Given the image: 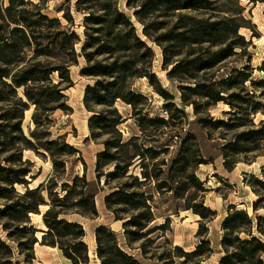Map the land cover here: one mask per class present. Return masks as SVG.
<instances>
[{"label":"trees","instance_id":"16d2710c","mask_svg":"<svg viewBox=\"0 0 264 264\" xmlns=\"http://www.w3.org/2000/svg\"><path fill=\"white\" fill-rule=\"evenodd\" d=\"M67 1L69 6L61 10L65 24L32 0H0V264H34L39 243L57 248L69 264L91 263L85 226L69 217H99L96 194L86 173L76 175L71 183H58L67 173L66 158L80 155V151L63 136L51 139L49 132L51 116L58 109L71 111L65 92L74 86L71 69L80 58L86 60L82 76L95 81L84 93L85 109L93 113L87 140L107 136L103 151L97 155L96 182L100 185L104 179L110 188L104 204L115 221L122 222L125 239L123 246L110 226L98 227L95 240L100 264H144L142 260L151 264H211L214 251L204 236L207 221L217 213L203 202H195L197 192L203 191L195 170L205 164L197 137L189 133L169 165L161 158L165 150L138 145L145 138L146 125L160 129L168 122L143 114L148 99L137 93L133 84L148 79L167 101L164 107L170 119H176V112L183 120L184 112L153 72L156 52L150 43L158 46L167 77L180 84L183 106L193 107L197 116L207 114L220 102L231 108L227 120L204 117L200 121L203 130L237 132L221 147L225 169L234 171L241 162L239 156H263L264 118L258 124L254 118L264 115V77L255 81L250 65L223 77L217 74V68L230 58H250L251 42L240 32L248 28L246 8L240 0H226L236 7L234 11L221 10L218 0H126L133 19L120 7V0H76V13L82 18L79 27L69 3L72 0ZM259 1L264 4V0ZM78 27L84 28L81 34ZM259 70L264 72V60ZM118 102L132 108L141 137L124 138L120 126L127 119L116 107ZM31 109L36 127L26 133L24 124ZM191 141L196 151L189 146ZM26 151L42 158L49 154L54 177L32 187L34 163L25 159ZM107 169L112 170L108 173ZM256 184L263 191L252 204L258 212L264 206V182ZM148 186L159 195L172 191L176 199H184L195 190L188 198L192 204L185 208L200 217L198 236L202 240L192 252L174 246L167 238L169 218L152 227L156 220L154 196L144 192ZM33 214L42 215L43 228L33 224ZM222 236L224 255L219 264H264V216L256 213L252 217L246 210L232 207L224 219ZM135 251L142 260L133 254Z\"/></svg>","mask_w":264,"mask_h":264},{"label":"rangeland","instance_id":"374dc122","mask_svg":"<svg viewBox=\"0 0 264 264\" xmlns=\"http://www.w3.org/2000/svg\"><path fill=\"white\" fill-rule=\"evenodd\" d=\"M36 4H41L44 12L51 18L58 17L63 23L67 24L63 19L65 7L69 6L67 0H32ZM76 0H72L70 3L73 15L76 18L75 23L80 27L82 25V18L76 13L75 8ZM241 6L246 8L244 13L245 17L249 20L248 28L242 29L240 32L245 35L247 40L251 42L248 49L249 56L242 55L230 58L224 65L217 68L218 76H225L231 73L233 69L242 70L246 65H250L253 68V75L255 81L264 77L260 67L264 60V4L259 0H240ZM218 4L221 6V10L234 11L236 7L229 1L218 0ZM120 7L126 11L133 18V11L126 7V0H120ZM134 19V18H133ZM77 28V31L81 34L84 30L83 27ZM138 29L141 26L137 24ZM141 32V30H140ZM156 52V59L154 61L153 72L157 78L160 79L163 87L174 98V102L185 114L183 120L182 115L176 113V119L173 121L170 119L171 114L168 113L164 105L167 101L150 85L148 79L136 80L133 84V89L147 97V102L143 107V114L148 118L156 119L163 118L168 124L162 125L160 129L151 128L150 125H146V131L144 139L138 142V145H145L146 147H155L158 151L165 150L166 152L161 155L162 159L166 160V164L169 165L170 161L176 157L180 144L186 139L188 134L195 135L197 137V144L200 150V157L205 162L197 168L196 175L198 179L203 183V191L197 192V200L195 202H203L205 207L213 209L217 216L207 221L208 232L204 236L205 239L210 240L211 248L214 254L209 259L211 264H219V259L224 255L222 251V239H223V223L224 219L228 216L232 207H237L239 210H246L252 217L256 216V213L260 216H264V206L258 212L253 210L252 204L257 202L260 197L259 194H263L261 188L256 184L258 181L264 182L262 170L264 166V155L262 153H251L248 156H239L241 162L234 168V171L228 172L223 163V156L221 155V147L232 141L237 132H229L224 129L218 130H203L200 121L204 117H211L214 120H227V113L231 111L228 105L223 102L213 107L207 114L203 116H197L194 114V108L191 106L185 107L181 102V93L179 92V83L177 81H171L168 77V71L164 69L162 64V50L154 44L150 43ZM80 51V46L77 47ZM86 60L84 58L79 59V63L76 66H72L71 75L74 81V86L65 92L67 96V106L71 111H58L51 116V124L49 132L51 133V139L55 140L59 136L65 137L67 143L74 145L79 151L80 155H75L71 158H66L67 173L62 176L58 183L62 185L65 182L71 183L76 175H84L86 173L88 182H92V189L96 194V204L99 211V217L96 219H83L80 216L69 217L70 220H78L83 226H85L87 235L84 239L90 248L91 263L100 264L95 255L96 240L95 231L100 226L108 225L117 234L121 244L125 246V239L123 238V225L122 222H116L113 213L108 211L104 205L105 195L110 193V188L105 186L104 179L102 183L98 185L96 182V160L99 152L103 151V140L107 136L102 135L101 139L94 141L87 138L90 136L88 120L93 115L90 111L85 109L84 106V93L87 85H94L95 81L82 76V71L85 69ZM56 81V76L53 77ZM262 90V89H261ZM116 107L120 109L127 121L120 126V130L126 140L131 136L141 137L143 134L139 129L135 119L132 118L133 110L131 107L124 105L121 102L116 104ZM101 109H97L100 111ZM33 109L27 113L25 120V131L29 133L36 126L32 122ZM264 115L255 116V122L258 124ZM264 145V143H262ZM189 146L193 147V141ZM196 151V150H195ZM45 158L36 155L33 151L24 152L25 159L31 160L34 163L33 176H36L35 180L31 181V186L36 187L40 183L46 182L50 178L54 177L53 163L51 156L46 154ZM160 158V159H161ZM148 161V160H147ZM169 166H166L168 170ZM113 169V168H112ZM112 169H107L108 173ZM140 169H137V174L140 173ZM18 190L24 192L25 188L19 186ZM60 193V188L58 189ZM144 192L148 195H153L154 199L152 206L155 212V222L152 227L163 225L166 219H170V231L166 236L170 239L174 246H181L186 252H192L196 246H198L202 240V237L198 236V231L201 225L200 217L195 215L193 211H186L185 206L192 204L193 200L188 201L195 190L191 189L190 192L184 197V199L175 198V194L172 191L163 192L159 195L153 186H148L144 189ZM62 195V193L60 194ZM1 207V206H0ZM47 210L46 207L41 208V213ZM33 224L37 228H43L42 215L33 214ZM1 230V229H0ZM159 235L157 233L154 236ZM39 239L42 235L38 234ZM165 238L160 241V244L164 243ZM134 255L141 256L138 252H133ZM35 256L37 259L34 264H69V262L61 256L60 252L42 246L40 243L35 247ZM144 264H151V262L142 260ZM179 264V262H178Z\"/></svg>","mask_w":264,"mask_h":264},{"label":"crops","instance_id":"0c3cea01","mask_svg":"<svg viewBox=\"0 0 264 264\" xmlns=\"http://www.w3.org/2000/svg\"><path fill=\"white\" fill-rule=\"evenodd\" d=\"M102 152V151H101ZM105 205V204H104ZM95 238V237H94ZM49 248H51V247H49ZM54 250H57L58 251V249L57 248H53ZM90 249V248H89ZM91 252V251H90ZM95 255H96V250H95ZM97 260H98V258H97ZM99 261V260H98ZM100 262V261H99Z\"/></svg>","mask_w":264,"mask_h":264},{"label":"bare ground","instance_id":"6f19581e","mask_svg":"<svg viewBox=\"0 0 264 264\" xmlns=\"http://www.w3.org/2000/svg\"><path fill=\"white\" fill-rule=\"evenodd\" d=\"M41 217V216H40Z\"/></svg>","mask_w":264,"mask_h":264}]
</instances>
